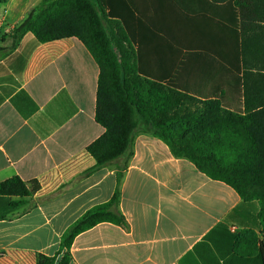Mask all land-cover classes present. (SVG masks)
Here are the masks:
<instances>
[{"label": "crops", "instance_id": "0c3cea01", "mask_svg": "<svg viewBox=\"0 0 264 264\" xmlns=\"http://www.w3.org/2000/svg\"><path fill=\"white\" fill-rule=\"evenodd\" d=\"M40 1L0 0V182L40 184L16 207L18 197L0 196V264L56 255L65 231L109 201L119 179L126 224L79 234L70 264H263L259 203L175 158L159 138L139 133L131 157L95 168L87 147L105 129L95 121L99 67L90 52L77 38L41 43L28 32L12 51L4 39ZM130 3L146 68L170 69L179 85L239 105L227 62L243 21L246 40L264 52V0Z\"/></svg>", "mask_w": 264, "mask_h": 264}, {"label": "trees", "instance_id": "16d2710c", "mask_svg": "<svg viewBox=\"0 0 264 264\" xmlns=\"http://www.w3.org/2000/svg\"><path fill=\"white\" fill-rule=\"evenodd\" d=\"M139 13L130 0H41L4 39H11L12 51L28 32L41 43L77 38L90 52L99 67L95 121L105 129L87 147L95 168L131 157L135 136L151 134L175 158L189 160L244 201H257L264 238V52L246 40V22H241L242 42L227 62L240 100L228 107L218 97L179 85L170 69L144 66ZM110 30L118 32L112 36ZM119 185L120 179L109 201L87 210L65 231L56 255L38 254L37 264H70L79 234L104 222L124 226ZM39 189L37 181L18 176L0 182V196L20 199L12 207ZM260 245L264 264L261 240Z\"/></svg>", "mask_w": 264, "mask_h": 264}, {"label": "rangeland", "instance_id": "374dc122", "mask_svg": "<svg viewBox=\"0 0 264 264\" xmlns=\"http://www.w3.org/2000/svg\"><path fill=\"white\" fill-rule=\"evenodd\" d=\"M117 32H118V30H116V31H113V30L111 31V30H110L109 33H110V35L113 34L112 36H114V35L117 34ZM114 48H116V45H115V44H114Z\"/></svg>", "mask_w": 264, "mask_h": 264}, {"label": "built area", "instance_id": "2783aa9c", "mask_svg": "<svg viewBox=\"0 0 264 264\" xmlns=\"http://www.w3.org/2000/svg\"><path fill=\"white\" fill-rule=\"evenodd\" d=\"M2 28V22H1V20H0V29Z\"/></svg>", "mask_w": 264, "mask_h": 264}, {"label": "water", "instance_id": "95a60500", "mask_svg": "<svg viewBox=\"0 0 264 264\" xmlns=\"http://www.w3.org/2000/svg\"><path fill=\"white\" fill-rule=\"evenodd\" d=\"M263 243H264V238H263Z\"/></svg>", "mask_w": 264, "mask_h": 264}]
</instances>
